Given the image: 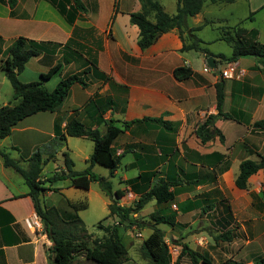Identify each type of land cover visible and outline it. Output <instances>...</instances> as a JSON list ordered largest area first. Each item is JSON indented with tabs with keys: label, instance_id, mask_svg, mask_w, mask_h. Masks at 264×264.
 I'll list each match as a JSON object with an SVG mask.
<instances>
[{
	"label": "crops",
	"instance_id": "0c3cea01",
	"mask_svg": "<svg viewBox=\"0 0 264 264\" xmlns=\"http://www.w3.org/2000/svg\"><path fill=\"white\" fill-rule=\"evenodd\" d=\"M82 1L86 12L79 13L75 22L70 25L50 0H16L13 9L7 0H0V70L8 48L22 37L42 45L40 55L32 58L19 75L30 79V82L27 80L25 83L37 82V78H33L41 79V74L47 73L58 64L61 66L60 70L43 82L46 90L53 91L61 79L74 74L82 76L87 83L86 87L75 84L63 105L56 111L39 113L17 124L9 137L0 140V151L7 154L8 149L21 152L13 137L16 133L30 132V138L36 143L29 145L32 154L38 149L44 150L47 165L56 160L58 153H68L65 150L68 149L70 137H67L63 146L54 145L52 148V145H43L45 136L50 141L55 139L56 121H59L61 129H64L68 120L76 117L86 127L97 129L104 134L109 122L114 120L123 133L112 149L121 159L125 155L131 157L124 166L120 162L114 177L110 178L111 183L112 180H118L121 185V188H114L112 183L113 191L123 192L119 204L131 206L160 178L175 181L176 185L171 189L175 193L174 200L163 205L151 201L155 203L153 210L145 213L143 209L134 215V219L140 221L138 218L143 217L141 222L148 226L138 229L151 230V213L162 210L167 216L173 214L176 226L173 229L167 226L168 234H176L172 240H180L178 247L181 250L185 244L204 257L203 248L199 249V246L205 247L207 239L202 237L196 242L193 236L196 244L192 236H187L191 227L188 219L197 212L204 211L205 205L210 206V210L213 209L210 204L215 184L219 183V187L223 189L225 180H233L235 186V158L231 159L228 155L231 147L242 148L248 153L252 152V149L256 150L259 145H264V130L254 127L256 122L264 120V58L243 57L229 64L213 57L217 69L204 73L203 70L208 65V55L193 50L182 52L183 42L175 30L163 34L148 49H140L139 29L130 22V15L142 9L139 0ZM158 2L161 4L160 0ZM244 2L246 11L243 12L240 10L239 1L234 0L233 3L205 5L199 14L189 19V28L201 27L196 35L204 42L202 47L214 55H232V47L223 40L224 29L240 24L244 26V22L252 13L257 12L256 17L264 9V0ZM161 6L165 11L162 4ZM252 29L258 31L260 42L261 30ZM208 32H212V35L207 34ZM7 35L10 36L9 41ZM222 42L229 46L228 50L214 47ZM230 65L236 68V77L222 78V72ZM178 67L190 68L193 71L192 77L184 81L176 80L174 70ZM55 78L57 81H54ZM218 83H224L225 98L222 111L232 118L219 119L215 123L216 128L225 137L224 143L216 138L202 144L196 135V128L210 115L218 114ZM68 102L70 106L65 107ZM148 119H161L169 123V127L165 128ZM26 120H30L29 125L21 129V124L27 122ZM126 122L129 123L127 127L124 126ZM8 139L11 142L5 145ZM214 153L223 155L222 161L211 156ZM30 156L26 160H13L20 166V161H25V167H21L28 169L27 160ZM90 156L85 158L87 167ZM245 159L238 160L239 164ZM123 168L127 172L133 171V176L125 172L120 174ZM62 170H66L65 166L55 167L50 173L53 175ZM43 172L44 168L42 176ZM147 172L154 173L149 182L140 179V176ZM259 173L262 181L263 173ZM132 180L135 181L128 184ZM61 182L62 184L55 187L59 193L64 194L72 189L68 181L59 183ZM235 188L245 191L236 186ZM55 193L48 191L43 199L52 198ZM129 193L132 194V199L127 196ZM245 196L250 206L252 203V208L257 207L253 206L256 201L264 203L258 191L248 192ZM192 202H195L194 209L189 205ZM172 205H176V211L171 209ZM261 207L262 205H259L257 208ZM35 214L24 178L14 169L6 167L0 156V264H50L52 242L47 236L44 224L42 223L43 229L37 231L31 230L26 224V220ZM161 227L162 225L159 226ZM136 229V226L131 228L134 230V237H141ZM172 240L169 239L170 242ZM183 258L190 260L189 256L185 255L180 260L177 259L178 263H181ZM143 261L144 264H149L144 258ZM124 264L137 263L129 257V261ZM199 264H202L201 259Z\"/></svg>",
	"mask_w": 264,
	"mask_h": 264
},
{
	"label": "trees",
	"instance_id": "16d2710c",
	"mask_svg": "<svg viewBox=\"0 0 264 264\" xmlns=\"http://www.w3.org/2000/svg\"><path fill=\"white\" fill-rule=\"evenodd\" d=\"M58 9L60 14L66 19L68 24L72 25L79 13L86 12V7L82 0H50ZM142 6L140 12L130 15V22L139 29L138 46L141 50L151 47L163 34L173 30L177 31L183 42L182 52L196 51L204 55H210L220 62L233 64L243 57L264 58V44L258 42V31L256 29L248 30L242 24L234 28H225L223 40L232 47L233 53L230 57L224 54L214 55L207 48L202 47L204 42L199 39L196 32L201 29L189 28L188 21L196 16L206 5V0H177V12L170 15L165 12L158 0H139ZM11 9L14 8L16 0H7ZM211 4L233 3L234 0H209ZM264 8V6L262 7ZM257 12H254L247 19L254 21ZM41 44L25 38H18L7 50L6 59L2 61L1 70L5 74L13 88L14 104L0 107V140L9 137L14 127L21 121L33 115L54 112L59 109L71 88L75 84L86 87L87 83L80 75L74 74L61 79L53 91L44 88L43 82L49 80L56 74L61 66L58 64L51 68L47 73L41 74L39 82L23 83L19 75L23 72L26 64L40 55ZM193 71L188 67H178L174 70V77L178 81H184L191 78ZM217 91V115H210L206 120L196 128V135L202 144H206L218 138L220 142H225L222 132L216 128L215 123L219 119H231L229 114L222 111L224 103V83L216 85ZM169 127V123L161 119H148ZM135 122V121H134ZM116 122L111 120L107 125V130L102 134L99 130L86 127L76 117H71L65 128L61 129L59 121L55 123V139L60 146L65 145L67 137L87 138L94 143L93 153L88 161V167L83 171L74 170V162L68 153H64V163L66 170L57 171L51 177L42 179V171L46 165L44 159L45 151L36 150L27 160L28 169H23L18 162L10 158L7 153L0 151L6 167L14 169L25 181L29 189L34 209L41 222L44 224L47 236L52 242L50 264H76L77 257L84 255L86 261L91 264H124L129 261L128 248L124 243L121 230L148 226L141 221L134 219V215L139 214L151 201H156L158 205L166 204L175 198V193L171 190L175 181H167L160 178L155 185L143 193L133 205L126 207L119 204L123 197L122 191H113L110 178L114 177L121 162V157L116 156L112 149L113 144L123 133L116 126ZM129 123H124L128 126ZM255 128L264 130V120L256 122ZM222 161L223 155L214 153L211 155ZM258 160L245 159L238 166V172L235 177V186L240 190H247L251 177L263 173L261 196L264 199V154L258 156ZM100 165L107 168L109 177H103L93 172V167ZM154 173L147 172L142 174L140 179L149 182ZM138 180V179H137ZM68 181L69 187L86 190L90 189L93 182L98 183L100 190L110 198L108 205L109 215L98 224L97 228L104 233L103 236L89 241V235L84 227L82 220L78 216H62L61 212L55 207H46L44 195L48 191L58 192V189H52L56 182ZM135 181V180H134ZM129 181L128 184L134 182ZM49 184V186H47ZM195 202L190 203L194 207ZM71 206V205H70ZM75 211L86 209L87 204L80 206L72 205ZM195 208V207H194ZM193 208V209H194ZM111 218H117V222L105 227L104 222ZM151 234L145 239L138 251L140 255L149 262V264H172V256L167 241L168 233L159 228L160 225H166L170 228L176 226V218L173 214L167 216L162 210H156L149 216ZM81 229V230H80ZM77 230L83 233L78 236ZM231 231L219 236L223 242L232 241ZM177 241L172 240V244ZM189 256L192 264H211V261L202 257L197 252L191 250L187 245L182 246L178 257ZM220 264H235L231 261H224ZM256 264H264V257L260 258Z\"/></svg>",
	"mask_w": 264,
	"mask_h": 264
},
{
	"label": "rangeland",
	"instance_id": "374dc122",
	"mask_svg": "<svg viewBox=\"0 0 264 264\" xmlns=\"http://www.w3.org/2000/svg\"><path fill=\"white\" fill-rule=\"evenodd\" d=\"M160 1L166 12L171 15L176 14L177 0ZM238 1L241 12L246 11V3L244 2V0ZM206 2V6L211 5L209 0H206ZM244 24V26L248 29L257 28L261 30L260 42L264 44V9L259 12V14L255 17L254 21L247 20L244 22ZM207 34L212 35V32H208ZM7 36V41H9L10 36ZM214 47L216 49L221 48L222 50L229 49V46L224 42L216 44ZM41 65L42 64H40V66ZM26 78L27 76L25 75H21V77H19L20 81L23 83L27 82V80L28 82H30V79ZM33 79H36L38 81L41 80L39 77H35ZM56 79L57 78H55L54 81H57ZM78 89H80V91H83L81 90L82 88ZM13 93L14 92L11 84L9 83L8 79L4 76V73L0 70V107L9 104H14ZM68 106H70L69 102L66 104L65 107ZM26 121L27 122L21 124V129L29 125L30 120ZM29 135L30 132L16 133L14 135L13 139L16 141L17 145L20 146L21 152L8 149V154L10 155L11 159L26 160L27 157L32 154L33 151L31 149V146L29 145H36V143L33 142L32 137L30 138ZM10 142L11 140L8 139L5 145ZM43 142V145H46V147L52 145L53 147H51L54 148V145H60L58 141H50L49 138L46 136L45 141ZM93 146V142H91L87 138H68V149L66 148L65 151L69 153L70 158L73 160L75 164V171H81L87 167L85 158L91 155L93 151ZM228 151H230L231 153V155L230 153H228L231 159L235 158L233 165L236 171L238 172V166L240 162L238 160L245 158L258 160V156L264 154V145H259L256 150L252 149V152L248 153L242 150V148L237 149L236 146H233V148L231 147V149H229ZM64 159V154L58 153L56 160L48 163L44 167V172L42 176L43 179L51 177L52 175L50 172H53L55 167H64ZM130 159V155H125L124 157H122L121 162L123 166ZM20 162L21 166L25 167V163H23L25 161L22 160ZM93 171L95 174L104 177H109L110 173L107 168L100 165H95V170ZM124 172L127 173L129 176H133V171L127 172L125 171V168H123L120 171V174H123ZM112 183L114 185V188H121V185L119 184L118 180H112ZM57 184H62V182L54 183L51 186L52 189H55ZM47 186H49V184H47ZM222 187L223 189L219 187V183L215 184V189L212 196L213 199H211L212 204H210L213 206L212 210H210V206L205 205L204 211H199L188 219V223L191 225V227L187 236H192L194 243H196L198 239L202 237H205L207 239L205 247L199 246V249L203 248L202 255L209 259L212 264H220L224 261H231L235 264H256L260 258L264 257V208H262L264 207V203L260 204L258 203L259 201H256L253 206L256 205L257 207H259V205H262V207L261 209L254 207V209L252 208V203L251 206L248 204L247 197L245 196V194L248 192L255 193V191L261 193L262 181L260 180V173L253 176L249 183V188L245 191L237 190L234 186L233 180H231L230 182H227L225 180ZM187 197L188 196H186V198ZM110 202V198L107 197L100 190L98 183H93L91 191L89 193L81 189L72 188L67 191V193L61 194L59 192H56L52 198L45 197L44 199L45 205L54 206L58 208L62 216H78V218L82 220V223L86 228L87 233L91 235L89 236L90 242L93 239L104 235V233L100 231L97 226L109 215L108 204ZM74 204L77 206H80L81 204H87V208L75 211V209L72 207V205ZM154 204V202L149 203L144 208V212H151L153 210ZM173 206L174 205L171 206V209L173 211H176ZM138 219H140L141 221L144 218L139 217ZM116 222L117 218H113V220L108 219L104 222V225L105 227H107L108 225L115 224ZM161 228L166 232L168 231L166 225H162ZM80 230H77V234L78 236H83V233ZM133 231L134 230L131 229H126L124 231L121 230L124 243L128 248V256L137 264H144L145 261H143V257L140 255L138 249L140 248L143 240L147 239V237L151 234V230L148 228H143L139 230L137 228L136 232L141 234V237L138 238L134 237ZM227 231H231L233 236L232 241L228 243H222L223 241L219 240V236L221 234H225ZM168 235H172L173 238L174 235L176 236V234H174L173 232ZM193 236H195L196 242ZM167 241L169 242L173 264H191L190 260L187 258H183L181 260V263H178L177 261L178 256L181 252V249L178 247L180 245V240H177V245L172 244L168 238ZM131 243H133V245H131ZM197 253L200 254L199 252ZM76 264H89V261H86L84 255L82 254L77 257Z\"/></svg>",
	"mask_w": 264,
	"mask_h": 264
},
{
	"label": "built area",
	"instance_id": "2783aa9c",
	"mask_svg": "<svg viewBox=\"0 0 264 264\" xmlns=\"http://www.w3.org/2000/svg\"><path fill=\"white\" fill-rule=\"evenodd\" d=\"M203 71L204 73H210L213 70L208 65H206ZM235 71H236V68L233 65H230L227 70L222 72L221 76L224 79L235 78L236 77ZM127 196L131 199L133 197L131 193H129ZM173 208L177 209L175 205L173 206ZM26 224L28 228L34 231L43 229V224L40 218L37 216V214L33 215L31 219L26 220Z\"/></svg>",
	"mask_w": 264,
	"mask_h": 264
},
{
	"label": "water",
	"instance_id": "95a60500",
	"mask_svg": "<svg viewBox=\"0 0 264 264\" xmlns=\"http://www.w3.org/2000/svg\"><path fill=\"white\" fill-rule=\"evenodd\" d=\"M206 62H207L208 66H209L211 69H213V70H216V69H217V65H216V63H215V61H214V58L211 57L210 55L207 56V58H206ZM167 238L170 239V240L173 239L171 235H167Z\"/></svg>",
	"mask_w": 264,
	"mask_h": 264
}]
</instances>
